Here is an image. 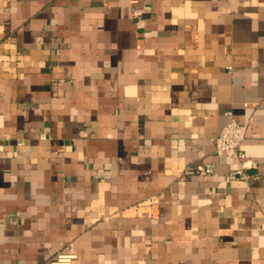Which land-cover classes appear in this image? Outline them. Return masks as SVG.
<instances>
[{
  "label": "crops",
  "instance_id": "obj_1",
  "mask_svg": "<svg viewBox=\"0 0 264 264\" xmlns=\"http://www.w3.org/2000/svg\"><path fill=\"white\" fill-rule=\"evenodd\" d=\"M60 250L264 264V0H0V264Z\"/></svg>",
  "mask_w": 264,
  "mask_h": 264
},
{
  "label": "built area",
  "instance_id": "obj_2",
  "mask_svg": "<svg viewBox=\"0 0 264 264\" xmlns=\"http://www.w3.org/2000/svg\"><path fill=\"white\" fill-rule=\"evenodd\" d=\"M136 24L142 28L145 24L140 12L134 13ZM247 124H240L235 118L225 124L219 134L215 137L216 153L220 156L234 157L242 161L245 168L247 161L246 155L242 150L243 141L246 138ZM76 258V254L66 253L60 250L54 257L51 264H71Z\"/></svg>",
  "mask_w": 264,
  "mask_h": 264
}]
</instances>
